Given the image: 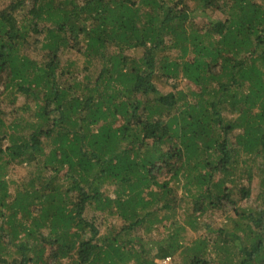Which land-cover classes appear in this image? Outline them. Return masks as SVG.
<instances>
[{
  "label": "trees",
  "instance_id": "1",
  "mask_svg": "<svg viewBox=\"0 0 264 264\" xmlns=\"http://www.w3.org/2000/svg\"><path fill=\"white\" fill-rule=\"evenodd\" d=\"M171 256L264 264V0H11L0 264Z\"/></svg>",
  "mask_w": 264,
  "mask_h": 264
},
{
  "label": "rangeland",
  "instance_id": "2",
  "mask_svg": "<svg viewBox=\"0 0 264 264\" xmlns=\"http://www.w3.org/2000/svg\"><path fill=\"white\" fill-rule=\"evenodd\" d=\"M10 1L11 0H0V9L3 8L5 5H7ZM175 83H176L177 88L182 89V90H185L187 88V86L189 87V89L193 87V85L188 80H186L184 78H178L175 81ZM22 101H23V98H21V96H19L16 100L15 105L21 104ZM1 108L9 110L11 108V104L3 102L1 104ZM16 173H17V175H11V178H16L18 175L19 176L24 175V170L20 168V170L16 171ZM251 198L248 199L247 201L252 202ZM231 212H233L232 207L226 206L222 209V211H219L217 214H213V215L211 214V215H212V218L217 219L218 223L224 224L225 222H227V216H229ZM84 215L86 218L88 217V219H92L93 217H96L97 218L96 222L99 224V227L103 231H105L106 224H101L102 223L101 218L98 216V215H101V213L99 211H95V210L86 211L84 213ZM211 215L208 217H211ZM112 222L116 223V219H112ZM167 222H169V221L163 220L161 223L155 225V228H153V230L151 231L152 236L155 237V236H158L159 234H162V232H164V226L167 225ZM208 222H211L210 218H208ZM216 226H217V224H216ZM170 260H171L170 264H177L178 259L176 257L171 256ZM158 262H159V264H161L162 260H159Z\"/></svg>",
  "mask_w": 264,
  "mask_h": 264
},
{
  "label": "built area",
  "instance_id": "3",
  "mask_svg": "<svg viewBox=\"0 0 264 264\" xmlns=\"http://www.w3.org/2000/svg\"><path fill=\"white\" fill-rule=\"evenodd\" d=\"M171 260L170 257H166L162 260L161 264H170Z\"/></svg>",
  "mask_w": 264,
  "mask_h": 264
}]
</instances>
